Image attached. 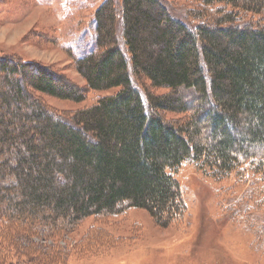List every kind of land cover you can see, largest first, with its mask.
<instances>
[{
	"label": "trees",
	"instance_id": "16d2710c",
	"mask_svg": "<svg viewBox=\"0 0 264 264\" xmlns=\"http://www.w3.org/2000/svg\"><path fill=\"white\" fill-rule=\"evenodd\" d=\"M93 28L87 53L66 51L85 88L0 54V264L101 255L117 242L102 228L58 245L88 218L139 210L179 226L183 164L231 179L248 211H264V0H104ZM112 90L71 112L38 97L79 104Z\"/></svg>",
	"mask_w": 264,
	"mask_h": 264
},
{
	"label": "rangeland",
	"instance_id": "374dc122",
	"mask_svg": "<svg viewBox=\"0 0 264 264\" xmlns=\"http://www.w3.org/2000/svg\"><path fill=\"white\" fill-rule=\"evenodd\" d=\"M103 1L0 0V54L48 66L85 88L66 51L78 57L92 48L93 14ZM45 35L57 44L43 42ZM113 92H90L79 104L38 97L58 112H71L88 108ZM192 96L185 93L187 100ZM173 174L186 205L179 226L162 230L139 210H130L105 226L88 218L58 245L72 250L91 227L104 229L117 242L99 256L70 255L66 264H264V246L257 248L254 237L256 228H264V211H248L247 189L233 188L231 179L217 181L206 169L190 164L181 165Z\"/></svg>",
	"mask_w": 264,
	"mask_h": 264
}]
</instances>
